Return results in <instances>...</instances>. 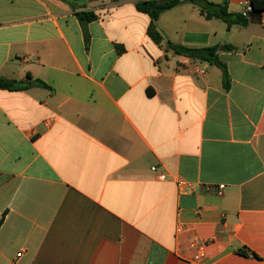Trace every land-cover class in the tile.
Masks as SVG:
<instances>
[{
  "label": "crops",
  "instance_id": "crops-1",
  "mask_svg": "<svg viewBox=\"0 0 264 264\" xmlns=\"http://www.w3.org/2000/svg\"><path fill=\"white\" fill-rule=\"evenodd\" d=\"M217 20L182 3L157 44L136 0H0V77L50 86L0 89V264H264V12Z\"/></svg>",
  "mask_w": 264,
  "mask_h": 264
},
{
  "label": "trees",
  "instance_id": "trees-1",
  "mask_svg": "<svg viewBox=\"0 0 264 264\" xmlns=\"http://www.w3.org/2000/svg\"><path fill=\"white\" fill-rule=\"evenodd\" d=\"M70 4V0H63ZM182 3H190L199 8L201 14L206 19H219L222 20L227 29L230 30L234 26L246 27L249 23L255 20H260L264 12V0H250L252 11L249 14L242 12H232L228 8V1L224 0L222 3H213L206 0H136V8L139 12L147 14L150 19L148 27L149 37L157 44L163 43V36L157 28V21L161 14L168 11ZM77 17L85 28L88 23L97 19V15L93 11L78 12ZM85 37L88 39V34L85 31ZM167 49L173 50L178 55H184L194 60H201L218 67L222 72L223 86L226 90L230 88V78L226 63H224L218 56V46L209 47H187L181 45H174L171 42L166 43ZM118 52L123 48L117 45ZM224 50H232L233 46H223ZM15 80L5 77H0V89L4 90H24L33 85L50 87L41 80ZM6 214L0 219V226L3 224Z\"/></svg>",
  "mask_w": 264,
  "mask_h": 264
},
{
  "label": "built area",
  "instance_id": "built-area-1",
  "mask_svg": "<svg viewBox=\"0 0 264 264\" xmlns=\"http://www.w3.org/2000/svg\"><path fill=\"white\" fill-rule=\"evenodd\" d=\"M251 11H252V5H251L250 0H249L245 3L244 14L246 15L247 13H249ZM152 170L156 171L157 168L154 166L152 168ZM160 178L162 180H165L167 178V175L165 173H161ZM177 186H178L179 190H181V191H186V190L188 191L190 188V183L187 182L186 180H180V181H178ZM223 188H224V185H220L219 194H222ZM177 230H178V232H182L184 230V228L182 225H180ZM190 247L193 250H195L194 260L201 262L205 259L206 255H207L206 242L205 241L200 240L197 236H195L190 241ZM21 255H22V253L17 254V256H21Z\"/></svg>",
  "mask_w": 264,
  "mask_h": 264
},
{
  "label": "rangeland",
  "instance_id": "rangeland-1",
  "mask_svg": "<svg viewBox=\"0 0 264 264\" xmlns=\"http://www.w3.org/2000/svg\"><path fill=\"white\" fill-rule=\"evenodd\" d=\"M215 22H218V23H216V24H220V26H225V23H224L223 21H221V20H217V21H215Z\"/></svg>",
  "mask_w": 264,
  "mask_h": 264
}]
</instances>
